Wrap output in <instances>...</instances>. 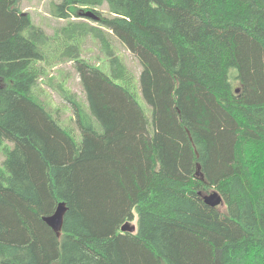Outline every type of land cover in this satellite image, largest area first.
I'll return each instance as SVG.
<instances>
[{"label":"trees","instance_id":"trees-1","mask_svg":"<svg viewBox=\"0 0 264 264\" xmlns=\"http://www.w3.org/2000/svg\"><path fill=\"white\" fill-rule=\"evenodd\" d=\"M21 2L0 0V264H264V0H61L54 35ZM53 59L80 76L79 141L36 92Z\"/></svg>","mask_w":264,"mask_h":264},{"label":"rangeland","instance_id":"rangeland-1","mask_svg":"<svg viewBox=\"0 0 264 264\" xmlns=\"http://www.w3.org/2000/svg\"><path fill=\"white\" fill-rule=\"evenodd\" d=\"M59 2H61V0H22L21 8L24 12L30 14L35 25L43 28L48 35H54L57 29L67 25L69 21L57 18L53 15L52 11L54 6ZM99 9L107 11L108 6L105 4ZM110 41L114 46L116 53L124 60L129 70L133 73L137 86V90L135 91L136 99L148 119L151 121L152 107L144 99L139 88V76L142 71L139 59L115 36L111 35ZM64 51L66 53L68 52L65 47ZM81 56L93 64L100 65L104 71L108 73L110 72L109 59L104 53L99 40L92 35H88L83 38ZM53 60L56 61V59ZM44 64L49 77H52L53 81L49 84L46 79L47 77L44 78V80L41 81L39 86L36 88V92L47 104V108L58 118L59 123L64 128L69 129L72 135L79 141L81 139L79 126L75 121L76 118L71 104L65 97V91L69 90L78 99L82 100L84 104H87L86 95L75 64L73 61L68 59L56 61L52 65H47L46 63ZM4 159L5 155L3 154V149H1L0 165H2ZM131 224L136 226L137 219Z\"/></svg>","mask_w":264,"mask_h":264},{"label":"water","instance_id":"water-1","mask_svg":"<svg viewBox=\"0 0 264 264\" xmlns=\"http://www.w3.org/2000/svg\"><path fill=\"white\" fill-rule=\"evenodd\" d=\"M204 201L212 206V207H217V206H221L223 205V196L220 194V192L214 190L208 194L203 195ZM65 212V206L64 203H60L57 211L49 216H45L44 220L45 222L50 225L51 227H53L56 230H59L62 227V223H63V215ZM136 230V226L132 225L131 223H125L122 226V231L123 232H135Z\"/></svg>","mask_w":264,"mask_h":264}]
</instances>
